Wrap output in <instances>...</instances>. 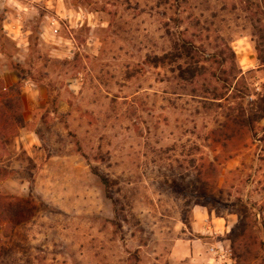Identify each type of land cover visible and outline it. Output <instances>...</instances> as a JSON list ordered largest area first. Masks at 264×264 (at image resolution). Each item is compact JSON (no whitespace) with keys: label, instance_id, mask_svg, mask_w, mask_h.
I'll use <instances>...</instances> for the list:
<instances>
[{"label":"rangeland","instance_id":"obj_1","mask_svg":"<svg viewBox=\"0 0 264 264\" xmlns=\"http://www.w3.org/2000/svg\"><path fill=\"white\" fill-rule=\"evenodd\" d=\"M15 4L26 32L5 31L1 6L0 67L25 79L0 80V101L21 91L39 146L18 149L19 130L0 150V198L24 215L0 218V264H173L196 207L228 222L235 264L242 246L264 264V119L246 125L264 95V0Z\"/></svg>","mask_w":264,"mask_h":264},{"label":"crops","instance_id":"obj_2","mask_svg":"<svg viewBox=\"0 0 264 264\" xmlns=\"http://www.w3.org/2000/svg\"><path fill=\"white\" fill-rule=\"evenodd\" d=\"M14 3L22 9L26 0H0V8L1 6L3 9L6 6L9 8V11H2V14L4 13L6 15L4 28L6 32L9 31L10 34H15L18 40L20 38L19 34L21 35L22 32H26V30H23L24 16L22 13L20 14L18 9L15 11L10 10V8H13ZM24 10L27 11V8ZM17 11L18 13H15ZM16 39L14 38V40ZM18 48H22V46L20 45ZM3 57L4 56L0 54V58ZM13 60H16L15 62H17V64H23L18 59ZM23 79L25 78L22 74L20 75L15 72L11 65H4L3 68L0 67V80L8 85H12L14 81L17 82ZM43 97H45V92L37 90L32 91L26 99L32 101L33 105H38ZM30 121L32 122L33 119H30ZM24 131V134L22 130V134L20 133V136L16 138V147H18V149L30 151L36 146H39V137L36 129H25ZM192 216L190 233L188 234L190 237L182 239L175 244L171 254V261L173 264H213L214 256L210 252L212 248L217 246L230 248L227 245L228 242L223 239L224 235L230 230L228 222L223 218L214 216L204 207H196Z\"/></svg>","mask_w":264,"mask_h":264},{"label":"trees","instance_id":"obj_3","mask_svg":"<svg viewBox=\"0 0 264 264\" xmlns=\"http://www.w3.org/2000/svg\"><path fill=\"white\" fill-rule=\"evenodd\" d=\"M179 42L182 45H178V44L175 45V50H176L175 52H177V54L176 56L175 55L174 56L178 60H186V66H187L186 72L190 71L191 75L193 76L192 79L196 80L197 76L200 75V68H198V65H200V61L196 60V55H198V53H195L194 55V52H193L194 47H191L190 44L184 41L183 39H180ZM258 50L261 52V49H258ZM259 58H260V62L262 63V65H264V58L261 56V53H260ZM159 60H162V59H159ZM180 71L183 72L184 69L181 68ZM242 74L243 73L241 72L235 75V80H237V82ZM3 90L9 91V88L6 87ZM3 90H1L0 92H3ZM14 91L15 89L13 90V88H10L11 94ZM235 91L240 94H245V92H247V90H244V89L243 90L235 89ZM17 95L19 96V98H17L16 101L12 99H10L9 103L0 101V150L2 149L4 150L5 147L7 146V142H9V138L15 137L17 132L19 130L20 131L23 130L26 126L24 125L21 91H19ZM215 96H216V99H215L216 101L223 100L224 98L222 97L223 95L221 96L215 95ZM257 107L256 108L254 107V109L250 111V114L252 112L254 113V118L249 116L247 118L248 121L246 125H254L257 122V120L264 119V95L261 96L260 100L257 102ZM241 109L243 110L244 107H241ZM241 116H242L241 123L242 125H244V123L246 122V119L243 115ZM2 157L3 156L0 157V160L2 159ZM10 200L12 199L4 198V197L0 198V218L2 219L4 218L6 220L10 218V220L14 221V219H17L18 217H21L24 215H21L22 213L19 212L18 206H15L16 203H7V201L10 202ZM237 249H236V255H238L237 258H239V261L241 263L247 264V262H249L253 258V257L251 258L246 252L241 251L242 249H244L245 251L246 249L245 247L242 246V249L240 248V252H238ZM255 258L257 259L258 257H255Z\"/></svg>","mask_w":264,"mask_h":264},{"label":"built area","instance_id":"obj_4","mask_svg":"<svg viewBox=\"0 0 264 264\" xmlns=\"http://www.w3.org/2000/svg\"><path fill=\"white\" fill-rule=\"evenodd\" d=\"M210 252L214 256L213 264H235L233 253L230 248L217 246L215 248H212Z\"/></svg>","mask_w":264,"mask_h":264}]
</instances>
